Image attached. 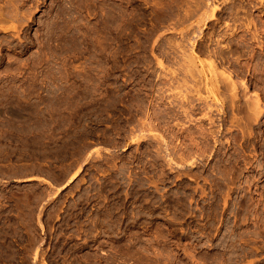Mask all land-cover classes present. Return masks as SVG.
<instances>
[{
	"label": "rangeland",
	"instance_id": "374dc122",
	"mask_svg": "<svg viewBox=\"0 0 264 264\" xmlns=\"http://www.w3.org/2000/svg\"><path fill=\"white\" fill-rule=\"evenodd\" d=\"M0 15V264H264V0Z\"/></svg>",
	"mask_w": 264,
	"mask_h": 264
},
{
	"label": "bare ground",
	"instance_id": "6f19581e",
	"mask_svg": "<svg viewBox=\"0 0 264 264\" xmlns=\"http://www.w3.org/2000/svg\"><path fill=\"white\" fill-rule=\"evenodd\" d=\"M13 6H14V5H13ZM1 9H2V8H1ZM1 14H3V13H1ZM3 15H4V14H3ZM0 17H1V15H0ZM0 19H1V18H0ZM1 20H2V19H1ZM23 22H24V21H23ZM27 22H28V21H27ZM193 65H194V63H193ZM208 66H209V67H208V70H209V69L211 70V68H213V67H210V65H208ZM211 66H213V65H211ZM214 68H215V67H214ZM214 68H213V69H214ZM214 70H215V69H214ZM207 72H208V71H207ZM209 72H210V71H209ZM214 72H216V71H213V72H210V73L212 74V73H214ZM202 74H203V73H202ZM214 74H215V73H214ZM216 74H218V72H217ZM209 75H210V74H209ZM203 77H204V76H202V78H203ZM207 77H208V76H207ZM211 78H212V77H211V75H210L209 79L212 80ZM204 80H205V78H204ZM214 81H215V80H214ZM212 84H213V83H212ZM214 84H217L216 81H215ZM210 86H211V85H210ZM215 86H216V85H215ZM215 86H214V88H215ZM211 88H212V87H211ZM214 88H213V90H214ZM73 177H74V176H72V177L69 179V181H70Z\"/></svg>",
	"mask_w": 264,
	"mask_h": 264
}]
</instances>
